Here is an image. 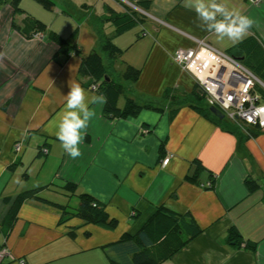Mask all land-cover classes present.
Returning a JSON list of instances; mask_svg holds the SVG:
<instances>
[{"label": "crops", "instance_id": "1", "mask_svg": "<svg viewBox=\"0 0 264 264\" xmlns=\"http://www.w3.org/2000/svg\"><path fill=\"white\" fill-rule=\"evenodd\" d=\"M258 1L228 4L254 21L243 40L254 37L264 48V0ZM66 2V8L46 11L34 0H21L22 13L16 14L9 0H0V222L16 195L43 189L40 198L62 205L89 194L117 226L110 231L82 227L71 239L68 228L80 225L78 221L60 225L53 207L27 202L8 237L0 234V246L8 252L0 264H109L103 246L125 233L135 234L160 206L190 213L202 230L162 264H264V128L246 138L243 126L249 127L243 123H234L237 133L228 132L187 106L173 119L167 109L110 119L103 114L104 98L83 87L89 98H98L89 104L94 115L81 132V155L72 158L64 151L55 133L69 83L80 84L79 57L70 52L59 64L55 57L65 54L45 34L27 37L17 29L31 16L88 54L97 45L91 22L103 14L105 3L97 11L96 4ZM145 16V27L113 41L122 55L112 77L125 66L140 71L131 98L159 99L167 88L191 92L195 81L175 62V52L204 42L227 55L236 45L217 42L183 0H152ZM106 32L111 34L112 27ZM124 103L121 97L119 107ZM193 162L203 167L199 184L186 180ZM210 175L214 188L206 190ZM247 178L258 184L255 192L247 189ZM64 183L73 184L75 192L62 189ZM231 229L240 236L237 243L227 239ZM246 243L254 244V251Z\"/></svg>", "mask_w": 264, "mask_h": 264}, {"label": "trees", "instance_id": "2", "mask_svg": "<svg viewBox=\"0 0 264 264\" xmlns=\"http://www.w3.org/2000/svg\"><path fill=\"white\" fill-rule=\"evenodd\" d=\"M20 1L9 0V4L16 14L22 13L19 8ZM34 1L46 11H53L55 6L54 0ZM116 1L118 5L116 4L115 7L105 3L103 14L91 22L97 36V45L86 55L81 54L73 41L64 40L31 16H25L21 27H18L17 30L21 35L27 37L45 34L57 46L58 53L65 54L64 58L55 57V62L59 64L66 60L70 52H74L80 60L78 69L80 85L104 98L103 114L105 117L127 119L136 117L142 111L161 113L167 109L170 119H173L182 107L187 106L222 129L237 133L239 127L234 122L225 117L219 119L211 113L212 107L206 103L197 84L189 93L178 88H167L159 99L145 96L135 99L131 98V95L128 96L133 93L131 86L138 80L140 71L131 66H125V70L120 75L116 78L112 77L114 64L122 55V51L114 45L113 41L137 26L145 27L147 20L145 13L148 12L152 0ZM107 26L112 27L111 34L106 32ZM139 36L141 37V34ZM227 55L250 70L264 87V48L257 39L249 37L239 42L227 51ZM254 90L255 94L259 96V101L264 102V89L259 84H255ZM121 97L125 98L123 107H119ZM243 128L246 132L242 131V133L246 138L258 136L262 130L259 126H250L249 128L243 126ZM193 165L194 171L186 177V180L199 184V173L203 167L198 162H193ZM214 183L215 179L210 175L205 189L212 190ZM245 185L251 193L258 188V184L253 178H247ZM61 188L72 193L76 190L75 186L70 183H64ZM41 190L43 189L24 191L12 199L0 222V234L3 237H8L18 219L21 207L27 202L53 207L58 213L60 225H65L72 220L78 221L80 225L68 228L67 235L71 239L76 238V230L82 227L92 225L113 230L117 226V222L107 215L105 207L89 194L79 195L77 203L74 205H62L40 198L38 194ZM201 233L202 230L190 213L180 214L160 206L135 234L125 233L117 241L103 246V250L110 264H162ZM89 236L90 233L84 231L83 237L88 238ZM238 238H240L238 232L231 229L227 237L228 241L236 240L237 243ZM3 247L4 245L0 246V249ZM245 248L254 251V244L246 243Z\"/></svg>", "mask_w": 264, "mask_h": 264}, {"label": "built area", "instance_id": "3", "mask_svg": "<svg viewBox=\"0 0 264 264\" xmlns=\"http://www.w3.org/2000/svg\"><path fill=\"white\" fill-rule=\"evenodd\" d=\"M251 2L257 4L259 1ZM174 60L193 77L198 90L206 95L208 105L219 110L231 122L264 128V102L259 101L255 92L252 93L255 84L264 87L246 67L213 51L204 42H198L191 50L176 51ZM167 162L165 159L163 165ZM6 256L7 250L0 249V261Z\"/></svg>", "mask_w": 264, "mask_h": 264}, {"label": "clouds", "instance_id": "4", "mask_svg": "<svg viewBox=\"0 0 264 264\" xmlns=\"http://www.w3.org/2000/svg\"><path fill=\"white\" fill-rule=\"evenodd\" d=\"M183 6L194 11L203 28L215 34L217 42H241L253 26L254 21L242 12L231 8L228 0H183ZM65 110L60 118L55 133L64 151L76 158L81 155L79 144L82 130L87 129L90 118L94 115L89 104L97 97L87 95L85 89L76 82L68 85ZM219 111V110H218Z\"/></svg>", "mask_w": 264, "mask_h": 264}, {"label": "rangeland", "instance_id": "5", "mask_svg": "<svg viewBox=\"0 0 264 264\" xmlns=\"http://www.w3.org/2000/svg\"><path fill=\"white\" fill-rule=\"evenodd\" d=\"M66 1H68V2H70V3H82V2H86L87 4H90V3H92V5L91 6H93L94 7V4H96V6H97V11H100V9H102V5L104 4V3H108L107 1L108 0H105V1H103V0H84V1H82V0H55L54 2H55V7L56 8H66V6H67V2ZM119 1H121V2H124L123 0H119ZM110 5H112V3H109ZM125 4H127L126 2H125ZM96 8V7H95ZM184 72H186L187 70L185 69V68H183L182 69ZM250 71V70H249ZM251 72V71H250ZM187 74H189L188 72H186ZM252 73V72H251ZM190 75V74H189ZM191 76V75H190ZM192 77V76H191ZM193 78V77H192ZM258 84V83H257ZM254 88L255 87H253V89H252V93L255 91L254 90ZM202 95H204V98L206 97V95L203 93ZM254 95V94H253ZM225 116L223 115V118H224ZM226 118V117H225ZM227 120H229L228 118H226ZM230 121V120H229ZM261 129V128H260ZM75 202H76V200L75 199H72L71 200V205H74L75 204ZM96 227V226H95ZM99 228V227H98ZM102 229V228H101ZM104 230H106V229H104ZM110 231V230H109ZM1 238V237H0ZM2 242H3V239H1V244H2ZM110 264V263H109Z\"/></svg>", "mask_w": 264, "mask_h": 264}, {"label": "water", "instance_id": "6", "mask_svg": "<svg viewBox=\"0 0 264 264\" xmlns=\"http://www.w3.org/2000/svg\"><path fill=\"white\" fill-rule=\"evenodd\" d=\"M210 111H211V113H212L214 116H216L217 118H219V119H223V114H222L220 111H218L216 108L212 107V108L210 109Z\"/></svg>", "mask_w": 264, "mask_h": 264}]
</instances>
